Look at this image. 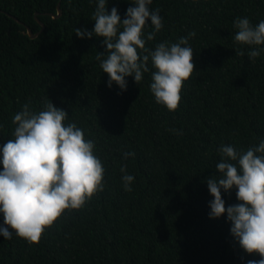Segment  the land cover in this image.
<instances>
[{
	"label": "trees",
	"instance_id": "16d2710c",
	"mask_svg": "<svg viewBox=\"0 0 264 264\" xmlns=\"http://www.w3.org/2000/svg\"><path fill=\"white\" fill-rule=\"evenodd\" d=\"M0 0V145L12 139L13 115L28 103L68 112L94 141L104 187L80 209L65 210L38 242L0 236V264H247L260 259L239 247L226 216L209 218L206 178L217 175L221 144L247 150L264 139V52L252 62L250 48L233 40V21L264 19V0H153L163 27L145 50L188 37L194 71L183 83L176 110L158 104L148 71L126 90L108 75L97 56L106 55L101 37L79 38L92 30L95 0ZM125 18L130 0H108ZM36 13H38L36 17ZM10 14L16 16L21 23ZM31 38L26 26L34 33ZM264 47V45L259 46ZM243 52V55H236ZM132 152L133 156L124 157ZM135 177L123 188L121 167ZM2 167V166H0ZM222 196L237 203L235 189ZM3 217L0 216V223Z\"/></svg>",
	"mask_w": 264,
	"mask_h": 264
},
{
	"label": "clouds",
	"instance_id": "9594fccd",
	"mask_svg": "<svg viewBox=\"0 0 264 264\" xmlns=\"http://www.w3.org/2000/svg\"><path fill=\"white\" fill-rule=\"evenodd\" d=\"M92 2V0H90ZM94 25L91 31L77 28L79 38L101 37L106 55L97 56L100 68L108 75L107 85L113 83L126 90V78L139 83L146 62L151 59L149 85L155 101L176 110L181 99L183 83L194 71L193 49L188 37L177 42L158 43L148 55L145 50L144 28L154 31L146 39L154 38L163 27L158 9H150L153 0H130L125 18L116 7L108 11V0H95ZM237 31L233 40L250 48L252 62L264 52V19L253 25L247 17L233 21ZM243 52L236 50V55ZM68 112L53 102L44 103L33 111L28 103L12 117L15 125L13 138L0 145V236L11 239L15 234L29 243L38 242L47 227L61 217L65 210L80 209L88 199L104 187L103 163L96 154L94 141L85 137L84 130L74 122L65 123ZM126 152L124 157L133 156ZM217 175L206 178L210 195L209 218L226 216L230 233L241 249L258 254L260 259L247 264H264V139L247 150L237 151L231 145L221 144ZM123 188L131 191L135 177L121 167ZM235 189L237 203L228 205L222 196Z\"/></svg>",
	"mask_w": 264,
	"mask_h": 264
},
{
	"label": "water",
	"instance_id": "95a60500",
	"mask_svg": "<svg viewBox=\"0 0 264 264\" xmlns=\"http://www.w3.org/2000/svg\"><path fill=\"white\" fill-rule=\"evenodd\" d=\"M60 3H61V0L59 1L58 3V12L56 14H51L54 18H58L60 17L61 13H62V10H61V7H60ZM14 19H16L19 23H21V21L14 15L10 14ZM38 13H36V17H37ZM38 19V22L41 24V29L34 33L33 30L31 29V27L29 26H26V32L29 34V36L31 38H34L36 37L41 31H43L45 29V23L42 22L39 18Z\"/></svg>",
	"mask_w": 264,
	"mask_h": 264
}]
</instances>
